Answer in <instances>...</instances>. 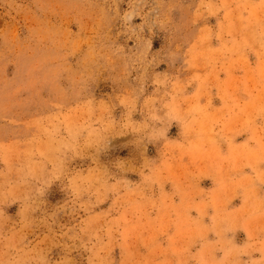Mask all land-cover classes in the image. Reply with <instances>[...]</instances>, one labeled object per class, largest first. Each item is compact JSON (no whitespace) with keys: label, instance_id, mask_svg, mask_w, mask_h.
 I'll return each mask as SVG.
<instances>
[{"label":"rangeland","instance_id":"1","mask_svg":"<svg viewBox=\"0 0 264 264\" xmlns=\"http://www.w3.org/2000/svg\"><path fill=\"white\" fill-rule=\"evenodd\" d=\"M0 264H264V0H0Z\"/></svg>","mask_w":264,"mask_h":264}]
</instances>
